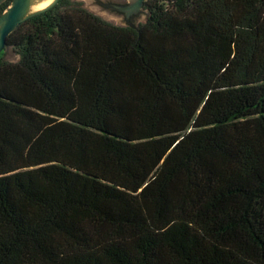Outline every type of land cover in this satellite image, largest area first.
Masks as SVG:
<instances>
[{"label":"trees","instance_id":"1","mask_svg":"<svg viewBox=\"0 0 264 264\" xmlns=\"http://www.w3.org/2000/svg\"><path fill=\"white\" fill-rule=\"evenodd\" d=\"M144 6L7 38L0 264H264V0Z\"/></svg>","mask_w":264,"mask_h":264},{"label":"rangeland","instance_id":"2","mask_svg":"<svg viewBox=\"0 0 264 264\" xmlns=\"http://www.w3.org/2000/svg\"><path fill=\"white\" fill-rule=\"evenodd\" d=\"M45 1L53 2V0H31V6L29 7L28 14L49 6L51 2L47 5H38L39 3L41 4ZM131 1L132 0H71L72 3H81L87 8V10L102 16L105 20L122 26L134 25L137 27L147 20L148 9L144 6L137 13L127 15L121 10V7L128 5ZM3 57L7 61H17L19 55L14 48L10 46L6 48Z\"/></svg>","mask_w":264,"mask_h":264},{"label":"water","instance_id":"3","mask_svg":"<svg viewBox=\"0 0 264 264\" xmlns=\"http://www.w3.org/2000/svg\"><path fill=\"white\" fill-rule=\"evenodd\" d=\"M3 1L4 0H0V4ZM59 1L60 0H53L49 6L28 14L31 0H13L11 5L8 6L0 16V53L10 47L7 43V38L22 22H25L31 16L52 7ZM145 1L146 0H132L128 5L121 7V10L127 15L135 14L144 7Z\"/></svg>","mask_w":264,"mask_h":264},{"label":"bare ground","instance_id":"4","mask_svg":"<svg viewBox=\"0 0 264 264\" xmlns=\"http://www.w3.org/2000/svg\"><path fill=\"white\" fill-rule=\"evenodd\" d=\"M50 2H51V1H49V2H48V1H45V2H43V3H41V4L39 3L38 5H40V6H42V5H47V4H49ZM50 4H51V3H50ZM40 10H41V9H40Z\"/></svg>","mask_w":264,"mask_h":264}]
</instances>
